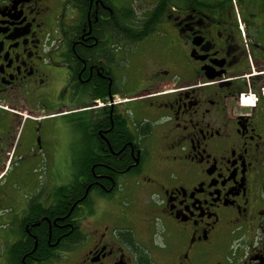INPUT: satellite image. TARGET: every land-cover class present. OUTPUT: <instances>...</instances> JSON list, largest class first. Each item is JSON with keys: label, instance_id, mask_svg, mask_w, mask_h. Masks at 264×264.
<instances>
[{"label": "flooded vegetation", "instance_id": "obj_1", "mask_svg": "<svg viewBox=\"0 0 264 264\" xmlns=\"http://www.w3.org/2000/svg\"><path fill=\"white\" fill-rule=\"evenodd\" d=\"M263 88L264 0H0V264H264Z\"/></svg>", "mask_w": 264, "mask_h": 264}, {"label": "built area", "instance_id": "obj_2", "mask_svg": "<svg viewBox=\"0 0 264 264\" xmlns=\"http://www.w3.org/2000/svg\"><path fill=\"white\" fill-rule=\"evenodd\" d=\"M263 94H264V88L262 90ZM241 103L242 105H248V103L250 102L251 104H249V106L253 105L254 103V100H255V96L254 95H249L248 97H244V96H241Z\"/></svg>", "mask_w": 264, "mask_h": 264}, {"label": "rangeland", "instance_id": "obj_3", "mask_svg": "<svg viewBox=\"0 0 264 264\" xmlns=\"http://www.w3.org/2000/svg\"><path fill=\"white\" fill-rule=\"evenodd\" d=\"M63 0H59V3H61ZM138 4V1H136L135 3H134V5L136 6ZM143 5V4H142ZM144 8H145V6H144ZM143 10V9H142ZM246 107V106H245ZM74 178H75V176H73V174H70L69 175V178H68V181H69V183H71L73 180H74Z\"/></svg>", "mask_w": 264, "mask_h": 264}, {"label": "trees", "instance_id": "obj_4", "mask_svg": "<svg viewBox=\"0 0 264 264\" xmlns=\"http://www.w3.org/2000/svg\"><path fill=\"white\" fill-rule=\"evenodd\" d=\"M80 14H81L82 17H85V16H86V11L83 10ZM106 161H107V160H106ZM73 183H76V177H75L74 180L72 181V184H73ZM70 185H71V184H70Z\"/></svg>", "mask_w": 264, "mask_h": 264}, {"label": "bare ground", "instance_id": "obj_5", "mask_svg": "<svg viewBox=\"0 0 264 264\" xmlns=\"http://www.w3.org/2000/svg\"><path fill=\"white\" fill-rule=\"evenodd\" d=\"M251 104L250 102L248 103V105Z\"/></svg>", "mask_w": 264, "mask_h": 264}]
</instances>
